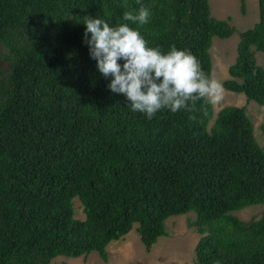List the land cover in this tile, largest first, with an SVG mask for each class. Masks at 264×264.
<instances>
[{
	"label": "trees",
	"instance_id": "trees-1",
	"mask_svg": "<svg viewBox=\"0 0 264 264\" xmlns=\"http://www.w3.org/2000/svg\"><path fill=\"white\" fill-rule=\"evenodd\" d=\"M141 4L147 24L123 21ZM85 15L128 23L164 53L190 50L209 76L213 36L235 31L211 15L209 0H0V264L92 251L107 261V245L135 223L150 251L168 217L191 211L194 264H264V210L249 221L232 214L264 204V122L260 145L244 106L215 117L204 101L151 119L132 111L89 55ZM252 49L264 52V0L222 81L264 106Z\"/></svg>",
	"mask_w": 264,
	"mask_h": 264
},
{
	"label": "clouds",
	"instance_id": "clouds-1",
	"mask_svg": "<svg viewBox=\"0 0 264 264\" xmlns=\"http://www.w3.org/2000/svg\"><path fill=\"white\" fill-rule=\"evenodd\" d=\"M150 15L141 4L135 12H124L122 19L142 26ZM83 21L90 57L105 79L111 77L108 88L123 94L132 111L151 119L164 109L191 113L198 101L215 104L222 100V83L210 78L190 50H178L173 45L164 53L159 47H150L139 30L128 23L110 26L104 19L89 15ZM121 60L122 66L118 63Z\"/></svg>",
	"mask_w": 264,
	"mask_h": 264
},
{
	"label": "rangeland",
	"instance_id": "rangeland-1",
	"mask_svg": "<svg viewBox=\"0 0 264 264\" xmlns=\"http://www.w3.org/2000/svg\"><path fill=\"white\" fill-rule=\"evenodd\" d=\"M242 2L245 12L241 11ZM211 15L218 19L230 18L229 23L235 29L228 38L213 36L209 53L211 56L210 78L221 83L230 78L229 65L235 60L239 33L258 20V0H209ZM254 52L256 63L264 68V52ZM119 63L122 62L118 61ZM213 105V117L224 106H244L254 127L257 142L263 145V134L260 125L264 122V106L253 100H247L240 92L223 88L222 100ZM76 218H84L81 203L73 199ZM264 204H255L233 211L232 214L244 221L260 216ZM195 219L194 212L170 216L165 220L166 234L157 238L150 251H146L136 230L137 223L122 238L113 240L107 245L108 259L103 261L96 251L78 257L57 256L50 264H194V247L199 238L190 222Z\"/></svg>",
	"mask_w": 264,
	"mask_h": 264
}]
</instances>
